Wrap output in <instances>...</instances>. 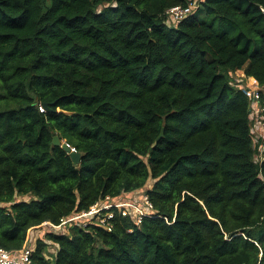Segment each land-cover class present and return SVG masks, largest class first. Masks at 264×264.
I'll return each mask as SVG.
<instances>
[{"label":"trees","instance_id":"1","mask_svg":"<svg viewBox=\"0 0 264 264\" xmlns=\"http://www.w3.org/2000/svg\"><path fill=\"white\" fill-rule=\"evenodd\" d=\"M189 2L0 0V247L152 181L140 225L114 209L111 231L45 232L32 263L264 264V159L234 81L264 96V0H198L167 26Z\"/></svg>","mask_w":264,"mask_h":264},{"label":"built area","instance_id":"2","mask_svg":"<svg viewBox=\"0 0 264 264\" xmlns=\"http://www.w3.org/2000/svg\"><path fill=\"white\" fill-rule=\"evenodd\" d=\"M198 0H190L187 7L176 6L166 11L165 23L167 26H176L181 20L188 17L197 8ZM240 73V74H238ZM235 75L241 76L238 86L244 96L249 101L250 117L252 119L253 146L256 148L255 161H263L264 150V96L263 89L244 72L238 71ZM40 112H44L42 106ZM66 145V144H65ZM70 152H76L68 145ZM27 197L18 200H27ZM6 205L0 204V207ZM117 210L122 217L129 219L135 225H140L144 217L154 215V208L146 196V191H137L123 194L116 198L106 197L96 202L86 211L73 212L68 217L62 218L58 225L44 223L41 226L32 228L28 231L24 245L19 250H6L0 247V264H33L31 254L36 240L42 238L47 233L66 235L71 229H85L89 225L102 227L104 230L111 231L110 219L113 218V211ZM45 229V231H41ZM40 230V231H39ZM40 232V235L39 233ZM48 245L51 243L46 241Z\"/></svg>","mask_w":264,"mask_h":264},{"label":"water","instance_id":"3","mask_svg":"<svg viewBox=\"0 0 264 264\" xmlns=\"http://www.w3.org/2000/svg\"><path fill=\"white\" fill-rule=\"evenodd\" d=\"M53 143H54V145H56V146H59L60 145V141H59V139H58V137H54L53 138ZM66 152H68L70 155V158L72 159V161L75 163V164H78V162H79V158H80V154L79 153H77V152H70V149H69V147H68V145H62L61 146Z\"/></svg>","mask_w":264,"mask_h":264},{"label":"rangeland","instance_id":"4","mask_svg":"<svg viewBox=\"0 0 264 264\" xmlns=\"http://www.w3.org/2000/svg\"><path fill=\"white\" fill-rule=\"evenodd\" d=\"M217 30H219V28H217ZM238 74H240V73H238ZM241 79V76H239V75H235L234 76V81L236 82L235 84L238 86L239 84H238V82L237 81H239ZM151 184H152V181H148L147 182V185H150V187H151ZM40 231V230H39ZM42 232L43 231H45L44 229H42L41 230ZM39 233V235H40V232H38Z\"/></svg>","mask_w":264,"mask_h":264},{"label":"crops","instance_id":"5","mask_svg":"<svg viewBox=\"0 0 264 264\" xmlns=\"http://www.w3.org/2000/svg\"><path fill=\"white\" fill-rule=\"evenodd\" d=\"M147 188H150V185H148V187H145L144 189H142V190H139V191H146L147 190ZM137 192V191H136Z\"/></svg>","mask_w":264,"mask_h":264}]
</instances>
